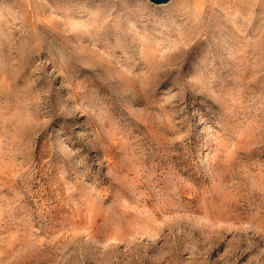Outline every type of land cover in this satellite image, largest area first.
<instances>
[{
  "label": "rangeland",
  "instance_id": "obj_1",
  "mask_svg": "<svg viewBox=\"0 0 264 264\" xmlns=\"http://www.w3.org/2000/svg\"><path fill=\"white\" fill-rule=\"evenodd\" d=\"M29 1L0 0V264H264V0Z\"/></svg>",
  "mask_w": 264,
  "mask_h": 264
},
{
  "label": "bare ground",
  "instance_id": "obj_2",
  "mask_svg": "<svg viewBox=\"0 0 264 264\" xmlns=\"http://www.w3.org/2000/svg\"><path fill=\"white\" fill-rule=\"evenodd\" d=\"M15 2H16V4H17L19 7H21L22 9H27V10H30L31 5H32V3H31L29 0L25 1V3H24L23 1H21V0H15ZM159 5H160V4H159ZM203 9H204V6L199 7L198 12H199V13H202ZM9 15H10V14H9ZM9 15L6 14V16H9ZM1 24H2V23L0 22V25H1Z\"/></svg>",
  "mask_w": 264,
  "mask_h": 264
},
{
  "label": "water",
  "instance_id": "obj_3",
  "mask_svg": "<svg viewBox=\"0 0 264 264\" xmlns=\"http://www.w3.org/2000/svg\"><path fill=\"white\" fill-rule=\"evenodd\" d=\"M155 3H166V2H169L170 0H151Z\"/></svg>",
  "mask_w": 264,
  "mask_h": 264
}]
</instances>
